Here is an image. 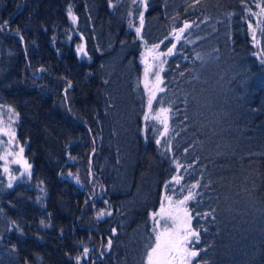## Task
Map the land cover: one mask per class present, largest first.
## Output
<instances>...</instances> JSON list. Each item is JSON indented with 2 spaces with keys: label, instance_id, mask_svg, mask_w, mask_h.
<instances>
[{
  "label": "trees",
  "instance_id": "16d2710c",
  "mask_svg": "<svg viewBox=\"0 0 264 264\" xmlns=\"http://www.w3.org/2000/svg\"><path fill=\"white\" fill-rule=\"evenodd\" d=\"M135 2L0 0V104L31 166L9 186L0 162V264H147L176 176L198 193L191 263L264 264V13L261 57L248 25L264 0H146L139 34ZM157 76L167 133L145 119Z\"/></svg>",
  "mask_w": 264,
  "mask_h": 264
},
{
  "label": "rangeland",
  "instance_id": "374dc122",
  "mask_svg": "<svg viewBox=\"0 0 264 264\" xmlns=\"http://www.w3.org/2000/svg\"><path fill=\"white\" fill-rule=\"evenodd\" d=\"M146 7H145L144 0H136L134 12L132 14L133 21L134 22L136 21L135 29L142 27L140 24V16L141 14H144ZM261 7L262 6L260 3L255 4L254 8L251 10L250 19L248 22L251 36L253 37L254 42L257 44L256 46L258 48L257 55L259 57H261L260 31L262 27L261 21L263 18V13H261ZM145 50L148 51V53L146 54V57H144L142 61L144 67H146L147 70L152 69L155 74L159 73L162 69L161 63H160L161 56L159 52L154 51L151 48H147ZM157 86L160 88L161 83L157 85L156 80H153V83L148 85L147 87L148 100H149L150 94L156 91ZM161 108L163 107L155 106V99H153L152 108H151V111L148 109L147 117L149 119H153L156 121L163 120L165 117V114L160 112ZM163 109H166V108H163ZM158 115L160 119H156ZM168 116H169V112L167 113V119H168ZM18 125H19V114L14 110V108L4 105V104H0V162H1V168H2L3 174L5 177V182L9 186H14L15 184L19 182H29L30 175H31L30 168L27 167L29 163L24 153L26 146L23 145L21 142H19L16 138L17 131H18ZM21 149L23 151H21ZM171 185H173L172 187L174 188V193L167 192L163 198L162 204L150 214V220L152 221L151 222L152 225L158 228L160 231H163L165 227L171 230L174 227V225L172 224L170 220H167L166 217L162 218L159 216L156 217V220L159 221V223L156 224L152 218V214L158 213L160 211L161 206H163L165 209L169 208V202L168 200H166V197H171V201H172L171 207L175 209L176 207H178L177 201L182 200L184 196L187 195V193L185 192V187L180 186V183H176L173 180L171 181ZM37 187L43 192V188L39 186ZM193 192L197 193L196 189ZM44 197H45V193L43 192V194L40 195L38 199L40 198V200L43 201ZM188 203L189 201L187 202L186 205L179 206V207L186 208L187 211L190 213L189 208H188ZM104 213L107 214L106 212ZM195 244L196 242L194 241L192 244L189 245L190 250L195 249L194 248Z\"/></svg>",
  "mask_w": 264,
  "mask_h": 264
},
{
  "label": "snow or ice",
  "instance_id": "6c2138e0",
  "mask_svg": "<svg viewBox=\"0 0 264 264\" xmlns=\"http://www.w3.org/2000/svg\"><path fill=\"white\" fill-rule=\"evenodd\" d=\"M145 7L147 6L146 0H144ZM261 13H264V6L261 7ZM69 15L72 17V19L75 21L77 18L75 15L72 14L71 9H69ZM7 22H4L0 24V28H3L6 25ZM144 23V17L143 14L140 16V24L143 26ZM190 25L185 22L184 28L180 29L179 32L183 33L185 29L189 28ZM141 31V28H137L136 32L139 34ZM177 40L180 39V36L177 35ZM158 47V46H157ZM175 48V45L172 46V48L168 49V54H172L173 49ZM78 51L84 52V48L81 46L78 48ZM147 74V69H146ZM159 76H157V85L161 83ZM69 87H71V84H69ZM147 87V85H146ZM156 91H164L163 88H159L157 86ZM155 99V92H152L149 96L148 100V107L151 111L152 108V101ZM161 113L165 114V117L163 120H161V123L165 125L164 131L165 133L168 132V126H167V113L169 112V109H163L160 110ZM145 119L147 120L148 117L145 116ZM156 119H160L159 115L156 117ZM159 143V141H157ZM21 151H23L21 149ZM28 168L31 166L28 165ZM178 167H182L181 165H178ZM182 177L176 176L173 177V180L176 183H180V180ZM171 183V182H169ZM168 185H165L167 188ZM199 187V183L192 185V188ZM183 191V189H182ZM197 193H194L191 190H188V194L184 196L182 200L177 201L178 207L173 209L171 207L172 201L171 197H166V200L169 202V208L165 209L163 206H161L160 211L158 213H153L152 218L155 221L156 224L159 223L158 220H156V217H166L167 220H170L174 227L169 230L167 227L164 228L163 231H160L158 228L154 227L153 232L155 233L154 236V243L150 246V251L147 253V264H191V259L198 256L199 253L195 250H190L189 245L192 244L194 241L198 242L200 240V235L198 232H196L191 227V219L192 216L187 211L186 208H182L179 206L186 205L188 201L194 200L196 198ZM105 213L100 212L98 213L99 216H103ZM110 214V213H109ZM199 215V213H197ZM15 223V222H13ZM43 224L44 222L41 221ZM112 240H108V247H111ZM88 252V249L84 250V254L86 255ZM79 260V258H77Z\"/></svg>",
  "mask_w": 264,
  "mask_h": 264
},
{
  "label": "bare ground",
  "instance_id": "6f19581e",
  "mask_svg": "<svg viewBox=\"0 0 264 264\" xmlns=\"http://www.w3.org/2000/svg\"><path fill=\"white\" fill-rule=\"evenodd\" d=\"M21 42L24 44L23 39L21 40ZM89 176H90V179L92 180V179H93V172H92L91 170H90ZM66 177L69 178V179H73V181L75 182V184H77L81 189H84V185L81 184V183H79V181L76 180L75 177H73L72 175H68V176H66ZM76 181H78V183H77ZM100 212H104V211L101 210V211H99V213H100ZM100 217H101V218H104V217H106V216H105V214H104L103 216H100Z\"/></svg>",
  "mask_w": 264,
  "mask_h": 264
},
{
  "label": "water",
  "instance_id": "95a60500",
  "mask_svg": "<svg viewBox=\"0 0 264 264\" xmlns=\"http://www.w3.org/2000/svg\"><path fill=\"white\" fill-rule=\"evenodd\" d=\"M78 183V181H76Z\"/></svg>",
  "mask_w": 264,
  "mask_h": 264
}]
</instances>
